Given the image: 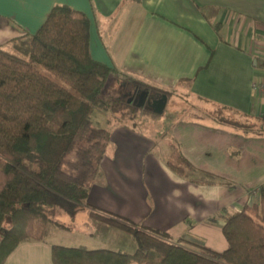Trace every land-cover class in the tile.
<instances>
[{
    "label": "crops",
    "instance_id": "1",
    "mask_svg": "<svg viewBox=\"0 0 264 264\" xmlns=\"http://www.w3.org/2000/svg\"><path fill=\"white\" fill-rule=\"evenodd\" d=\"M57 4L89 17L96 60L128 73L137 87L147 81L184 83L189 94L231 120L205 110L186 115L172 123L168 145L161 149L129 127L116 129L88 202L174 240L226 250L224 212L253 204V191L264 183V88L254 86L256 80L264 84V68L256 67V59H264V0H0V45L35 33ZM176 142L190 162L218 178L174 172L165 156ZM82 212L87 218L77 232L119 249L115 243L126 234L92 222L89 209ZM65 216L64 226L53 228L49 237L75 229L64 223L71 220ZM78 241L84 238L72 243ZM54 244L85 246L50 238L25 241L4 264H54Z\"/></svg>",
    "mask_w": 264,
    "mask_h": 264
},
{
    "label": "trees",
    "instance_id": "2",
    "mask_svg": "<svg viewBox=\"0 0 264 264\" xmlns=\"http://www.w3.org/2000/svg\"><path fill=\"white\" fill-rule=\"evenodd\" d=\"M90 33L86 13L57 4L35 33L0 45V264L20 243L45 241L64 226L62 216L73 221L83 209L130 236L135 250L54 244V264H264V183L258 201L224 212V251L174 240L88 202L112 137L94 126V110L109 109L123 121L159 118L107 87L112 76L133 77L93 57ZM256 67L264 68V59L257 58ZM169 148L165 160L178 175L218 178L190 162L178 142Z\"/></svg>",
    "mask_w": 264,
    "mask_h": 264
},
{
    "label": "rangeland",
    "instance_id": "3",
    "mask_svg": "<svg viewBox=\"0 0 264 264\" xmlns=\"http://www.w3.org/2000/svg\"><path fill=\"white\" fill-rule=\"evenodd\" d=\"M136 84L137 81H135L133 78L115 75L110 78L107 87H109V89L112 90L116 96L128 101L131 98L130 93L136 88ZM145 84L146 87L144 85L139 87L145 89L149 88L150 91V88H152L151 92L157 98L161 97L163 93L168 95L166 107L164 111L159 114V118L152 119L150 117L140 116L137 121H123L119 114L109 109L97 108L92 114L94 126L106 128L112 133H114V131L120 127H129L134 131L140 132L142 135L146 136L148 140H151L154 144L153 147H155L156 144V146L161 149L162 147L165 148V146L168 145L166 134H169L168 131L170 130L172 123H174V121L177 119L183 118L186 115L191 117L199 116L201 115V112H204V110L207 112L210 111L216 117H220L221 114L223 115V112H219V110L213 108L212 105L206 104L189 94L187 86L184 83L178 85L177 83L174 84L172 82L160 84L159 82L155 81H147ZM147 107L150 108L149 106ZM226 117V115L223 118L221 116V120L231 121L230 119H226ZM86 218L87 216L85 213L83 214L81 211L75 221L64 219L65 221H68L64 222L65 224L74 223L75 225L73 227H75V229L72 228L73 230H61L58 233L53 234L51 237L48 236V238H50V241L60 242L66 245H80L83 242L85 243V246H90L92 248H105V246H102L99 243L89 242L88 239L85 238L84 234L77 232V228L80 226V223ZM92 222L96 221L93 220ZM126 237V239L119 240V242H116L115 244L119 243V245H117L119 250L132 253L135 250V244L130 236L126 235ZM83 238L84 241H78L80 243H72L76 239L82 240ZM89 243L90 245H88Z\"/></svg>",
    "mask_w": 264,
    "mask_h": 264
},
{
    "label": "water",
    "instance_id": "4",
    "mask_svg": "<svg viewBox=\"0 0 264 264\" xmlns=\"http://www.w3.org/2000/svg\"><path fill=\"white\" fill-rule=\"evenodd\" d=\"M149 95V89H146V92H144V96H142V99L140 102H138V96L135 98L129 99L127 102L130 104H133L135 107L138 108H148L149 106L154 112L160 114L164 111L167 101H168V95L162 94L161 97L154 99L150 101V98L148 99ZM146 102L147 105H146Z\"/></svg>",
    "mask_w": 264,
    "mask_h": 264
},
{
    "label": "flooded vegetation",
    "instance_id": "5",
    "mask_svg": "<svg viewBox=\"0 0 264 264\" xmlns=\"http://www.w3.org/2000/svg\"><path fill=\"white\" fill-rule=\"evenodd\" d=\"M152 91V90H151ZM149 90V95H148V99L150 98V101L154 99H157V97L154 96V94ZM144 92H146V89L145 88H141V87H137L135 88V90L133 92L130 93L131 95V98H135L136 96H138V102L141 101L142 99V96H144ZM148 102H146V105H147Z\"/></svg>",
    "mask_w": 264,
    "mask_h": 264
},
{
    "label": "built area",
    "instance_id": "6",
    "mask_svg": "<svg viewBox=\"0 0 264 264\" xmlns=\"http://www.w3.org/2000/svg\"><path fill=\"white\" fill-rule=\"evenodd\" d=\"M254 86L256 89H262L263 90V88H264L263 81L256 80V82L254 83ZM253 198H254V203L259 200V189H256L253 191Z\"/></svg>",
    "mask_w": 264,
    "mask_h": 264
}]
</instances>
